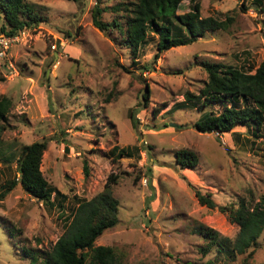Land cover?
Returning <instances> with one entry per match:
<instances>
[{
  "label": "rangeland",
  "instance_id": "374dc122",
  "mask_svg": "<svg viewBox=\"0 0 264 264\" xmlns=\"http://www.w3.org/2000/svg\"><path fill=\"white\" fill-rule=\"evenodd\" d=\"M24 1L42 21L10 46V65L0 66V95L11 102L0 132V184L17 176L3 155L46 140L39 170L63 196V208L57 197L50 206L16 183L0 199V264H30L23 249L48 250L75 198L101 191L110 173L117 175V222L94 245L110 246L121 264H264V227L250 255L232 258L214 247L201 252L203 238L194 230L202 224L235 236L237 226L217 206L240 198L249 205L264 192V136L244 126L223 134L195 130L192 123L216 106L169 109L202 87L201 60L254 70L264 57V12L252 0H196L199 15L224 20V29L159 53L148 33L132 55L115 29L101 32L90 20L97 4L105 8L102 21L122 22L109 7L130 0ZM187 3L181 0L175 13ZM113 146L131 148V155L117 157ZM180 148L194 152L195 166L179 167ZM195 192L209 194L216 207L200 204Z\"/></svg>",
  "mask_w": 264,
  "mask_h": 264
},
{
  "label": "trees",
  "instance_id": "16d2710c",
  "mask_svg": "<svg viewBox=\"0 0 264 264\" xmlns=\"http://www.w3.org/2000/svg\"><path fill=\"white\" fill-rule=\"evenodd\" d=\"M180 1L118 2L109 9L115 13L121 12L122 22L116 18L109 22L102 21L100 14L105 8L94 4L90 9V20L101 32L107 33L115 29L132 55L148 33L156 36L155 49L159 53L171 47L194 42L207 32L224 29V20L199 15L196 0H188V9L176 14L175 10ZM252 3L259 11L264 12L263 0H252ZM0 15V31L7 34L32 27L42 21L41 16L33 10L32 4L24 0H0ZM156 55L155 53V57ZM199 65L206 73V80L198 93L185 92L183 100L172 104L169 109L196 107L201 111L205 107L216 106L215 111L211 109L198 117L192 127L197 131L223 134L236 126H244L246 130H250L252 136L258 137V131L264 136V57L253 71L243 66L207 60L199 61ZM141 97L144 105L148 97L146 85ZM10 104L7 96L0 95V132L5 128ZM129 117H132L131 113ZM45 147L46 140L33 141L21 146L16 154L3 155L2 161L15 162L17 176L0 184V199L18 183L28 195L50 206L57 197L55 201L58 208H63L60 201L63 196L46 182L39 170L40 157ZM132 149L138 152L136 146ZM110 152L117 157L130 156L131 148L113 146ZM174 160L181 168L193 167L196 165L197 156L191 150L180 148L174 151ZM83 172L86 175L85 165ZM116 180L117 175L110 173L101 191L89 199L75 198L74 207L63 217L61 234L48 250H22L23 256L29 258L30 264H121L110 246L94 245L95 239L117 222L118 203L111 194V186ZM195 196L200 204L209 208L216 207L209 194L195 192ZM217 209L225 214L229 222L237 226V231L230 239L212 228L198 224L194 230L203 238L201 252L214 247L218 253L228 258L248 250L247 255H250V249L256 245L257 237L264 227V192L249 205L240 198L235 206L218 205ZM181 264L191 263L185 261Z\"/></svg>",
  "mask_w": 264,
  "mask_h": 264
},
{
  "label": "built area",
  "instance_id": "2783aa9c",
  "mask_svg": "<svg viewBox=\"0 0 264 264\" xmlns=\"http://www.w3.org/2000/svg\"><path fill=\"white\" fill-rule=\"evenodd\" d=\"M27 32V28H22L11 34L0 31V66L10 65V62L7 58L8 49L13 44H17L18 42H25L26 38L28 37Z\"/></svg>",
  "mask_w": 264,
  "mask_h": 264
}]
</instances>
